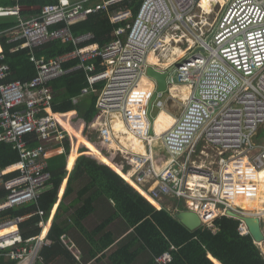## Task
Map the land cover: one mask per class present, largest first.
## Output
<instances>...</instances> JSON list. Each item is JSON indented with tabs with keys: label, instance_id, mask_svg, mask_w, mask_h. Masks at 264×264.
<instances>
[{
	"label": "built area",
	"instance_id": "2783aa9c",
	"mask_svg": "<svg viewBox=\"0 0 264 264\" xmlns=\"http://www.w3.org/2000/svg\"><path fill=\"white\" fill-rule=\"evenodd\" d=\"M205 1L143 0L135 14L130 0H59L0 34L10 44L22 43V49L35 50L58 41L76 47L51 60L32 53L37 75L27 82L9 81L7 50H0V143L12 145L20 157L16 164L0 165V193H4L0 196V259L6 264H43V248L52 244L47 236L53 218L44 236L43 211L22 216L7 212L38 205L53 178L50 161L66 155L67 144L68 158L74 148L73 136L52 115L50 84L77 70L88 76L80 98L95 95L99 83L104 87L92 122L83 123L75 115L71 123L83 129L89 141L97 139L99 144L93 143L102 152H115L113 160L120 156L128 163L127 173H132L142 191L133 187L145 199L171 213L164 200H174L178 211H183L182 204L199 215L200 229L212 234L220 217L236 219L240 235L251 236L241 217L261 219L264 213L245 210L237 201L256 199L264 170V145L258 143L264 125V0H207L209 10ZM124 3L128 5L119 6ZM21 12L15 5L1 9L0 16ZM99 12L107 13L116 26L115 39L104 48L96 44L82 48L95 36L75 37L72 27ZM170 30L185 54L160 69L151 57ZM73 61L75 67H65ZM99 66L102 70L97 71ZM150 68L163 73L173 69L179 83L170 77L167 90L158 91L156 80L148 74ZM181 87L187 89V96L175 90ZM165 94L167 100H163ZM170 105L181 114L169 130L158 134L156 119ZM154 106L160 109L156 118ZM134 141L143 151L136 150ZM83 149L87 148L80 147L78 152ZM36 215L41 217L42 231L26 239L22 224ZM62 240L73 250L66 235ZM171 261L169 252L157 259L159 264Z\"/></svg>",
	"mask_w": 264,
	"mask_h": 264
},
{
	"label": "trees",
	"instance_id": "16d2710c",
	"mask_svg": "<svg viewBox=\"0 0 264 264\" xmlns=\"http://www.w3.org/2000/svg\"><path fill=\"white\" fill-rule=\"evenodd\" d=\"M130 1L134 13L137 14L143 0ZM58 2L59 0H0V10L20 3L31 9L21 14L31 18L39 15L44 6ZM127 5L124 3L119 6ZM16 24L17 21L10 18H0V34ZM115 29L116 26L111 24L108 14L99 12L73 26L72 33L75 37L89 33L95 36L94 40L82 44V48L94 44L104 48L115 39L113 36ZM0 42L7 49V63L12 70L9 81L27 82L34 79L37 70L31 62L29 50L22 49V43H8L4 35H0ZM16 48L19 49L13 51ZM0 50L4 48L0 46ZM75 50L74 44L58 41L46 44L38 49L36 54L51 60ZM76 64L73 61L65 67H75ZM100 70L102 67H98L97 71ZM87 84L88 76L83 70L71 72L51 82L55 113L75 114L90 124L97 113L98 95L104 83L96 85L95 95L80 98ZM74 99H79L78 103H74ZM66 126L73 136L81 140L80 131L72 129L68 124ZM67 148L66 155L55 157L50 161L53 178L46 191L40 196L39 204L13 209L7 214L22 216L41 210L45 214L44 222L48 221L67 176L66 167L70 151L68 144ZM85 151L87 150H81V152ZM77 157L78 152L75 147L69 162L72 171L68 176L67 188L47 236L52 244L44 247L41 254L43 264H104V256L110 251L113 258L110 260L111 264H159L157 259L167 252L172 256V261L168 264H264L261 248L251 236L240 235L238 230L240 222L236 219L227 216L217 219L216 233L213 235L204 233L203 229L192 232L172 214L173 217L164 211L165 208L158 210L114 168L85 155L76 162ZM19 159L18 152L11 145L0 143V165L7 167L16 164ZM113 161L119 164L117 158ZM122 161L124 162L123 159ZM129 168L128 165H123V172L127 173ZM2 195L4 193H0V196ZM237 205L245 209L243 198L237 201ZM253 209H256V206ZM40 220L41 217L36 215L22 224L25 229L24 238L40 235L42 231L38 225ZM63 235H66V241L73 250L62 240ZM99 242L109 245L106 249L99 250L97 248ZM260 246L264 250V243ZM209 255L213 257H210L212 260ZM116 258H119V261ZM0 264L6 263L0 259ZM11 264L15 263L11 262Z\"/></svg>",
	"mask_w": 264,
	"mask_h": 264
},
{
	"label": "rangeland",
	"instance_id": "374dc122",
	"mask_svg": "<svg viewBox=\"0 0 264 264\" xmlns=\"http://www.w3.org/2000/svg\"><path fill=\"white\" fill-rule=\"evenodd\" d=\"M168 99V94H165V96H164V98H163V100H167ZM170 108L168 109V112L167 111H163V112H161L160 113V115H159V117L156 119V122H155V130H156V132L158 133L159 132V127H161V130H162V128H163V126L165 127V126H167V125H169L171 122H172V117H171V115L172 116H174L175 118H177L180 114H181V110L180 109H178L175 105H170L169 106ZM159 112H160V109L158 108V107H156V106H154V108H153V111H152V116H153V118H156L157 116H158V114H159ZM76 120L77 121H80L79 119H77V117H76ZM70 126H71V128H74V125L71 123L70 124ZM67 127V126H66ZM81 131V140H79L78 138H75V140L77 141V142H79L76 146H74V148L75 147H77V152H78V149L80 148V147H86L87 149H85V150H87V151H85V156H87V155H90V156H93V154H99V155H101L102 154V156H104V158L105 159H107V161L109 162L110 161V159H112V157L114 158V157H116V154H115V152H113V151H110V152H108V151H101L100 149H99V147L98 146H96V148L95 147H93L92 145H91V142L83 135V131L81 130V128H79L78 129V131ZM163 133V132H162ZM89 135H91V134H89ZM258 137H259V140H258V143H260L261 145H264V125H262V126H260V130H259V134H258ZM95 142H94V141ZM92 141L94 142V143H98L99 144V142H98V140L97 139H93ZM92 142V143H93ZM97 144V145H98ZM81 153H84V152H81ZM80 152H78V155L80 156V154H81ZM71 158V157H70ZM78 159V158H77ZM77 159H76V161H77ZM117 163H119L118 165L120 166V167H123V165H128V163L126 162V163H124L123 161H122V158L120 157V156H117ZM129 166V165H128ZM69 166H67V168H68ZM130 167V166H129ZM66 168V169H67ZM129 175H132V173H130ZM67 184H68V182H67ZM66 188H67V186H66ZM65 191H66V189H65ZM65 193V192H64ZM64 196V195H63ZM63 198V197H62ZM62 198H61V200H60V202L62 201ZM60 202H59V204H60ZM59 204H58V206H59ZM163 204L166 206V208L167 207H169L170 209H172L173 211H172V215L176 218V212L178 211V210H176L177 208H176V206L178 205V204H176L175 203V201L174 200H164L163 201ZM254 206H256V209H251V210H253V211H256V212H258V210H259V208L260 207H264V198H262L261 196H259L258 198H256L255 199V204H254ZM179 208L180 209H184V206L181 204L180 206H179ZM247 208V207H246ZM57 209H58V207H57ZM57 209H56V211H57ZM55 210V209H54ZM246 210H248V208L246 209ZM55 214H56V212H55ZM55 214H54V216H55ZM54 216H53V218H54ZM177 219V218H176ZM260 221H261V223L264 221V218H262V220L260 219ZM263 229H264V222H263ZM204 233H206V234H208V235H211V233L210 232H208V230H204L203 231ZM213 235V234H212ZM108 243H103V242H99L98 244H97V248L99 249V250H104V249H106L107 247H108ZM111 254H112V252L110 251L109 253H107V255H105L104 256V258H105V262H104V264H111L110 263V260H113V258H112V256H111ZM116 260H118L119 261V258H116ZM121 260V259H120ZM122 262V261H121ZM124 264V263H123Z\"/></svg>",
	"mask_w": 264,
	"mask_h": 264
},
{
	"label": "bare ground",
	"instance_id": "6f19581e",
	"mask_svg": "<svg viewBox=\"0 0 264 264\" xmlns=\"http://www.w3.org/2000/svg\"><path fill=\"white\" fill-rule=\"evenodd\" d=\"M204 7L209 10V5L207 3V0L204 2ZM175 33L173 30H170L157 44V46L154 49V52L152 54V63L156 64L158 68L160 69H166L168 68L169 65L173 64L177 59L181 58L182 56H184L185 52L184 50H182L179 47V40L176 42L175 41ZM163 47H168V50H163ZM155 53V54H154ZM144 85L149 86V83L147 80L143 81ZM175 90H179L184 96L188 95V91L186 88L181 87V88H177ZM52 115L54 118H56L61 125L68 131V129L65 127V125L62 123V118L60 117L59 114L52 112ZM172 122L167 125V126H163L162 130L161 127H159V132L158 134H162V132H166L167 130H169L176 122V119L174 116H172ZM117 129H120V125L117 127ZM69 132V131H68ZM70 133V132H69ZM134 145L137 151H143V147L141 144H139L138 142L134 141ZM126 178H128L135 186L140 187L139 185L136 184V182L134 181V179L132 178V175L130 176L129 174H126ZM258 189H259V193L257 195L256 198H258L259 196H261L262 198H264V170H262L260 172L259 178H258ZM140 190L142 191V189L140 188ZM244 203L246 205V207L248 208V210L253 209L254 204H255V200L253 199H247L244 198ZM155 204L159 207H161L158 203L155 202ZM259 213H264V207H260L258 210ZM264 218V214L261 217ZM261 229L264 235V230L262 228V223H261ZM264 240L260 241L259 244L263 243Z\"/></svg>",
	"mask_w": 264,
	"mask_h": 264
},
{
	"label": "water",
	"instance_id": "95a60500",
	"mask_svg": "<svg viewBox=\"0 0 264 264\" xmlns=\"http://www.w3.org/2000/svg\"><path fill=\"white\" fill-rule=\"evenodd\" d=\"M148 74L156 80L158 91H166L167 90V79H169L170 77H172V80L176 84L179 83V80L177 78V73L174 72L173 69L169 70L166 73H163V72H159L153 68H150L148 71ZM200 148H201V146H200ZM200 148H199V150H200ZM92 159H94V158L92 157ZM94 160H96V159H94ZM96 161L99 162L98 160H96ZM99 163H101V162H99ZM101 164H103V163H101ZM229 215H231L233 217H237V215L231 211L229 212ZM176 218H177V220L180 221V223L184 227H186L188 230H190L192 232L199 230L202 226L201 218L199 217V215L197 213L192 212V211H177L176 212ZM241 218L246 222V224L249 228L250 235L256 244H259L260 241L264 240V235H263V232L261 229V221L259 218H256V217H241ZM259 246H260V244H259ZM260 248H261V246H260ZM210 257H212V256L209 255V258Z\"/></svg>",
	"mask_w": 264,
	"mask_h": 264
},
{
	"label": "crops",
	"instance_id": "0c3cea01",
	"mask_svg": "<svg viewBox=\"0 0 264 264\" xmlns=\"http://www.w3.org/2000/svg\"><path fill=\"white\" fill-rule=\"evenodd\" d=\"M17 5H19L20 7H21V9H22V12H24V11H29V10H31V9H28L27 7H25V6H23V5H21L20 3L19 4H17ZM7 8H9V7H7ZM4 9V8H3ZM21 12V13H22ZM37 16V15H36ZM35 17V16H34ZM0 18H10L11 20H15V21H17V24H16V26L17 25H19L23 20H26V19H29V17H26V16H23L22 14L21 15H19V16H0ZM32 18V17H31ZM110 20V19H109ZM89 34H91V33H89ZM114 34V33H113ZM84 35H86V34H84ZM114 36V35H113ZM95 45V44H94ZM97 45V44H96ZM0 46L1 47H3L5 50H7L2 44H1V42H0ZM41 48V47H40ZM40 48H37V49H35V50H30V49H28V48H26V49H28L29 50V52H30V58H31V55H32V53L33 54H35L36 56H37V54H36V51L38 50V49H40ZM39 57V56H38ZM41 58H44V57H41ZM33 63V62H32ZM34 64V63H33ZM67 64H69V63H67ZM66 64V65H67ZM97 64V63H96ZM35 65V64H34ZM65 65V66H66ZM36 67V66H35ZM100 67V66H99ZM75 103V102H74ZM78 103V102H77ZM170 108V107H169ZM77 112V111H76ZM75 116V114H67V115H65V116H60L61 118H62V123L65 125V127H66V124H68L69 126H70V124H71V118L72 117H74ZM78 116V115H77ZM83 123H84V121H83ZM67 128V127H66ZM72 129H74V130H77L78 131V129L79 128H77V127H75L74 126V128H72ZM82 131H83V129H81ZM69 131V130H68ZM80 131V130H79ZM70 132V131H69ZM81 132V131H80ZM70 134H71V132H70ZM72 135V134H71ZM73 136V135H72ZM73 138H74V140H75V136H73ZM91 142V141H90ZM77 145V141L75 140V143H74V146H76ZM91 145L93 146V147H95L96 148V144H94V143H92L91 142ZM12 146V145H11ZM13 148V147H12ZM75 148H73V150H74ZM72 150V151H73ZM70 157H71V154L69 155V158H68V164H67V166H69V162H70ZM78 157H79V155H78ZM77 157V158H78ZM93 158H95V159H97V160H99V161H101L102 163H104V164H106V165H108L109 167H111V168H114L117 172H119V173H121L125 178H126V174H128V173H124L123 172V170H122V168L119 166V165H117L114 161H113V159H110V161L108 162L107 161V159H105L104 158V156H102V154L101 155H99V154H93V156H92ZM77 162V161H76ZM76 162H75V164H76ZM74 164V165H75ZM67 168V167H66ZM72 171V168H67L66 169V172H67V176H66V178H65V180H64V182H63V184H62V186H61V191H60V193H59V197H58V201H57V203H56V205L54 206V208H53V210H52V212H51V216H50V218L48 219V221L47 222H45V228H44V230H43V235L45 236V230L46 231H48V229H49V226H50V224H51V220H52V218H53V216H54V214H55V212H56V209H57V207H58V204H59V202H60V200H61V198H62V196H63V194H64V191H65V189H66V186H67V182H68V176H69V174H70V172ZM131 176V175H130ZM127 180H128V182L130 183V184H132V186H135L128 178H126ZM135 188H137L138 190H140V187H137V186H135ZM63 190V191H62ZM243 203H244V198H243ZM244 205H245V203H244ZM157 206V205H156ZM158 208H159V210H164V208H162V207H159V206H157ZM55 209V210H54ZM245 209H247L246 208V205H245ZM164 211H166V212H168L169 213V215L171 216V217H173L172 215H171V213L168 211V210H164ZM264 222V221H263ZM263 222H262V228H263ZM264 230V229H263ZM215 234V233H214ZM211 235H212V233H211ZM264 243V242H263ZM259 246V245H258ZM260 247V246H259ZM261 250H262V253L264 254V250H263V248L261 247Z\"/></svg>",
	"mask_w": 264,
	"mask_h": 264
}]
</instances>
